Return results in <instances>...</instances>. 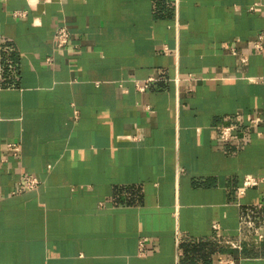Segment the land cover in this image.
Instances as JSON below:
<instances>
[{
    "label": "crops",
    "instance_id": "obj_1",
    "mask_svg": "<svg viewBox=\"0 0 264 264\" xmlns=\"http://www.w3.org/2000/svg\"><path fill=\"white\" fill-rule=\"evenodd\" d=\"M258 36L264 0H0V264H264Z\"/></svg>",
    "mask_w": 264,
    "mask_h": 264
},
{
    "label": "built area",
    "instance_id": "obj_2",
    "mask_svg": "<svg viewBox=\"0 0 264 264\" xmlns=\"http://www.w3.org/2000/svg\"><path fill=\"white\" fill-rule=\"evenodd\" d=\"M263 37L264 36H258L257 39L255 40L254 49L256 51H260L262 49L261 41ZM68 38H69V33L65 27L56 28L53 36L55 49L56 50L64 49L68 44ZM47 60L49 61V59ZM244 61L245 59L242 58L241 62ZM247 121L250 127H255L259 123L260 119L259 117H249L247 118ZM234 131H235V126L233 124L231 123L222 124L218 128V136H217L218 140L221 143L236 141L238 139V136ZM7 148L9 151L13 152V154L17 155L19 151V144L8 143ZM21 182L22 184L25 185L26 189H34L38 185V181L30 176H23L21 178ZM258 183H259L258 178H254L252 176L245 177L242 187L238 189L239 194H242L246 188L257 186ZM217 264H234V262L231 259H223V260H219Z\"/></svg>",
    "mask_w": 264,
    "mask_h": 264
}]
</instances>
